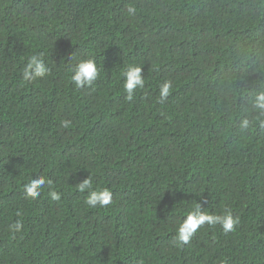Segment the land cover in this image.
Returning <instances> with one entry per match:
<instances>
[{"label":"trees","instance_id":"trees-1","mask_svg":"<svg viewBox=\"0 0 264 264\" xmlns=\"http://www.w3.org/2000/svg\"><path fill=\"white\" fill-rule=\"evenodd\" d=\"M33 55L50 71L24 81ZM88 58L99 76L77 88ZM129 65L145 79L131 101ZM261 89L264 0H0V264H264ZM104 188L112 202L87 206ZM198 204L239 223L180 245Z\"/></svg>","mask_w":264,"mask_h":264},{"label":"clouds","instance_id":"clouds-1","mask_svg":"<svg viewBox=\"0 0 264 264\" xmlns=\"http://www.w3.org/2000/svg\"><path fill=\"white\" fill-rule=\"evenodd\" d=\"M128 13L134 14L135 8L129 7ZM143 68L137 65H129L124 71V90L127 93V99L131 101L138 89H142L145 84V79L142 76ZM50 69L45 64L44 60L37 55H33L29 58L26 67L23 69V80L33 81L37 78L45 77L49 73ZM73 75L71 80L74 82L77 88L91 86L99 76V69L96 61L92 58L79 61L75 68L72 69ZM172 89V81H165L159 90V96L161 100L166 99ZM252 108L258 110L259 115L264 116V89L258 91L252 102ZM70 121H62L61 126L64 128L69 127ZM250 126V120L244 118L240 123L241 130H247ZM51 186L52 181L46 179L44 176H40L30 180L29 183L24 185V192L29 198H36L40 195L41 189L45 184ZM78 188L81 192L91 188V179L88 177L82 182L78 183ZM50 196L53 200H59L60 196L55 192H51ZM112 202V193L109 189L104 188L100 190L89 191L88 196L85 199L87 206L104 207ZM239 223V217L234 216L230 210H226L222 215L209 214L203 211L198 204L192 211L187 214L186 219L180 223L177 229L176 241L178 244H187L196 231L207 224L210 226L220 225L224 232H231ZM16 232H19L23 225L22 222L17 220L12 226Z\"/></svg>","mask_w":264,"mask_h":264}]
</instances>
